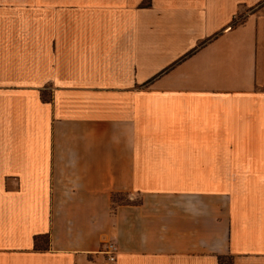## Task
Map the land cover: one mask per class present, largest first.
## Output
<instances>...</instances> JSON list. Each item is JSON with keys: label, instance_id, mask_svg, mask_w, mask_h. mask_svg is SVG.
Instances as JSON below:
<instances>
[{"label": "crops", "instance_id": "1", "mask_svg": "<svg viewBox=\"0 0 264 264\" xmlns=\"http://www.w3.org/2000/svg\"><path fill=\"white\" fill-rule=\"evenodd\" d=\"M220 258L264 264V0H0V264Z\"/></svg>", "mask_w": 264, "mask_h": 264}, {"label": "built area", "instance_id": "2", "mask_svg": "<svg viewBox=\"0 0 264 264\" xmlns=\"http://www.w3.org/2000/svg\"><path fill=\"white\" fill-rule=\"evenodd\" d=\"M116 251H117V247L115 245L110 244L107 247V249L105 251V254H106L107 258H108V261H110V262H114L115 261V259H116L115 258Z\"/></svg>", "mask_w": 264, "mask_h": 264}, {"label": "rangeland", "instance_id": "3", "mask_svg": "<svg viewBox=\"0 0 264 264\" xmlns=\"http://www.w3.org/2000/svg\"><path fill=\"white\" fill-rule=\"evenodd\" d=\"M242 18L241 17H237L236 19H235V21H234V24L235 25H240V24H242Z\"/></svg>", "mask_w": 264, "mask_h": 264}, {"label": "trees", "instance_id": "4", "mask_svg": "<svg viewBox=\"0 0 264 264\" xmlns=\"http://www.w3.org/2000/svg\"><path fill=\"white\" fill-rule=\"evenodd\" d=\"M220 264H232L231 259H227L226 261L222 258H220Z\"/></svg>", "mask_w": 264, "mask_h": 264}]
</instances>
